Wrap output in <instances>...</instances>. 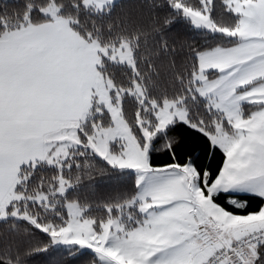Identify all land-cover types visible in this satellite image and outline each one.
Here are the masks:
<instances>
[{
    "label": "snow or ice",
    "instance_id": "obj_1",
    "mask_svg": "<svg viewBox=\"0 0 264 264\" xmlns=\"http://www.w3.org/2000/svg\"><path fill=\"white\" fill-rule=\"evenodd\" d=\"M117 7L0 2V264H264V0Z\"/></svg>",
    "mask_w": 264,
    "mask_h": 264
},
{
    "label": "trees",
    "instance_id": "obj_2",
    "mask_svg": "<svg viewBox=\"0 0 264 264\" xmlns=\"http://www.w3.org/2000/svg\"><path fill=\"white\" fill-rule=\"evenodd\" d=\"M2 2V0H0ZM140 0H118V7H117V12L120 11H126L130 12L133 15H135L137 11V6L139 4ZM8 3L10 6H19L22 5L23 0H8ZM178 29L184 32L186 35H195L194 32H192L190 29L186 30L184 29V26H178ZM170 35H175V33H172ZM178 132H184L183 129H178ZM162 159V157H160ZM219 154L217 153L216 157L213 159V167H215L216 163L219 162ZM97 184L99 185L94 191H88L84 190L81 192L82 198H87L89 200H99L104 197L110 196L115 194L117 191H120L121 189L119 188H114L111 186H106L103 181L97 180ZM258 204V201L255 199H252L250 201L251 207L255 208ZM0 233H4L5 235H8L7 231V225L6 224H0ZM90 259V254L85 252L84 254L80 255L78 259H76L73 264H87V261ZM29 264H39V260H31L29 261Z\"/></svg>",
    "mask_w": 264,
    "mask_h": 264
}]
</instances>
